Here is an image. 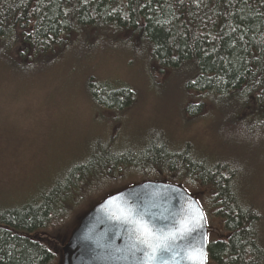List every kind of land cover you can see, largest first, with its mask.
I'll return each instance as SVG.
<instances>
[{
    "label": "trees",
    "instance_id": "trees-1",
    "mask_svg": "<svg viewBox=\"0 0 264 264\" xmlns=\"http://www.w3.org/2000/svg\"><path fill=\"white\" fill-rule=\"evenodd\" d=\"M122 47L131 63L154 68L151 80L182 76L183 114L220 112L232 120L226 129L234 135L264 132V0H0V65L8 72L35 75L74 49L122 53ZM91 79L89 102L97 119L114 128L134 91ZM146 131L131 149L118 147L119 134L96 139L87 158L71 162L46 194L0 207V264H61V246L81 217L144 181L181 186L198 196L206 218L220 221L226 236L208 244V264H264L258 213L237 187L241 167L197 153L192 141L176 144L156 125ZM52 240L62 241L60 248Z\"/></svg>",
    "mask_w": 264,
    "mask_h": 264
},
{
    "label": "rangeland",
    "instance_id": "rangeland-1",
    "mask_svg": "<svg viewBox=\"0 0 264 264\" xmlns=\"http://www.w3.org/2000/svg\"><path fill=\"white\" fill-rule=\"evenodd\" d=\"M89 52L74 49L53 65L36 69L35 75L31 70L8 72L0 65V207H19L46 194V188L60 179L71 162L87 158L96 139L105 141L110 134H119V148H137L147 138L146 128L156 125L169 132L176 144L192 141L197 153L210 159L217 155L241 167L239 195L258 213L257 232L264 249V132L234 135L226 129L232 120L227 122L220 112L208 115L205 110L195 119L197 113L193 118L183 114L182 76L151 80L154 68L131 63L123 47L122 53ZM91 77L97 83L102 80L105 89L134 91L114 128L112 121L105 127L97 119L99 111L89 102ZM158 77L164 76L154 78ZM93 88L100 90V86ZM206 220L208 241L226 236L214 215ZM44 231H40L42 236L49 237ZM61 243L51 241L54 247L60 248Z\"/></svg>",
    "mask_w": 264,
    "mask_h": 264
},
{
    "label": "water",
    "instance_id": "water-1",
    "mask_svg": "<svg viewBox=\"0 0 264 264\" xmlns=\"http://www.w3.org/2000/svg\"><path fill=\"white\" fill-rule=\"evenodd\" d=\"M127 209L142 215L157 236L175 233L167 242V251H160L155 261L148 262L146 253L152 248L140 242L134 225L118 218ZM197 212L202 213L197 202L178 186L145 181L125 188L105 197L81 217L61 248V264H198L194 255L199 249L205 264V220L190 232L180 231L181 223Z\"/></svg>",
    "mask_w": 264,
    "mask_h": 264
},
{
    "label": "snow or ice",
    "instance_id": "snow-or-ice-1",
    "mask_svg": "<svg viewBox=\"0 0 264 264\" xmlns=\"http://www.w3.org/2000/svg\"><path fill=\"white\" fill-rule=\"evenodd\" d=\"M123 219L125 222L134 225V231L137 234L138 239L141 243H145L147 247L152 248V251L146 253L148 256V262L155 261L158 258L160 251H167V242L175 238V233H169L164 235L161 233L159 236L156 235L155 230L144 221L142 215H137L132 209H127L125 212L118 217ZM204 217L202 213L192 215L188 220L181 223L180 231L187 233L190 232L193 227H199ZM150 241H157L155 244L149 243ZM194 259L198 261V264H204V253L202 249L196 250ZM146 262V264H148Z\"/></svg>",
    "mask_w": 264,
    "mask_h": 264
}]
</instances>
